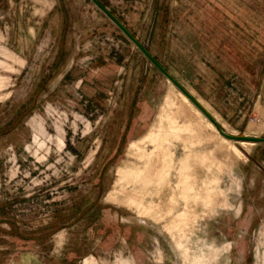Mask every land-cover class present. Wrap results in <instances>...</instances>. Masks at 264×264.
I'll return each mask as SVG.
<instances>
[{"label": "rangeland", "instance_id": "374dc122", "mask_svg": "<svg viewBox=\"0 0 264 264\" xmlns=\"http://www.w3.org/2000/svg\"><path fill=\"white\" fill-rule=\"evenodd\" d=\"M101 1L264 136V0ZM241 142L91 0H0V264H264V143Z\"/></svg>", "mask_w": 264, "mask_h": 264}, {"label": "water", "instance_id": "95a60500", "mask_svg": "<svg viewBox=\"0 0 264 264\" xmlns=\"http://www.w3.org/2000/svg\"><path fill=\"white\" fill-rule=\"evenodd\" d=\"M108 18L123 32V34L133 42L143 55L165 75L189 100L216 126L219 133L228 139L236 142L249 141L254 143H264V136L239 135L227 132L215 118V116L174 76L168 69L151 53V51L138 39V37L105 5L101 0H91Z\"/></svg>", "mask_w": 264, "mask_h": 264}, {"label": "bare ground", "instance_id": "6f19581e", "mask_svg": "<svg viewBox=\"0 0 264 264\" xmlns=\"http://www.w3.org/2000/svg\"><path fill=\"white\" fill-rule=\"evenodd\" d=\"M185 98V97H184ZM187 99V98H186ZM223 136V135H222ZM224 139H226L227 141H232L231 139H228L226 138L225 136H223ZM242 144L246 145L247 143H249L248 141H244V142H241Z\"/></svg>", "mask_w": 264, "mask_h": 264}]
</instances>
